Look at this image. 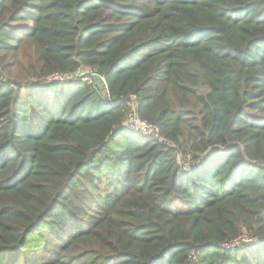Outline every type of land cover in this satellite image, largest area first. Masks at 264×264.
Listing matches in <instances>:
<instances>
[{"label":"trees","instance_id":"obj_1","mask_svg":"<svg viewBox=\"0 0 264 264\" xmlns=\"http://www.w3.org/2000/svg\"><path fill=\"white\" fill-rule=\"evenodd\" d=\"M0 264H264V0H0Z\"/></svg>","mask_w":264,"mask_h":264},{"label":"built area","instance_id":"obj_2","mask_svg":"<svg viewBox=\"0 0 264 264\" xmlns=\"http://www.w3.org/2000/svg\"><path fill=\"white\" fill-rule=\"evenodd\" d=\"M80 73V72H79ZM88 74H91L90 72H87ZM86 74V75H88ZM78 77H82L79 76V74H77ZM70 79V76L68 75H62V74H55L53 76H50L49 78H47V81H60V82H64L65 80ZM83 81L89 82L91 83V79L88 78V76H84V78H82ZM104 82V87H105V81ZM125 127L140 134L143 137H147V136H154L157 133V130L155 127L142 122L137 115H134L127 123H125ZM251 242V240H249L246 237H241L237 240H235L232 244L229 245V247H234V246H240L241 244H249Z\"/></svg>","mask_w":264,"mask_h":264},{"label":"rangeland","instance_id":"obj_3","mask_svg":"<svg viewBox=\"0 0 264 264\" xmlns=\"http://www.w3.org/2000/svg\"><path fill=\"white\" fill-rule=\"evenodd\" d=\"M26 64L23 63V67H21L20 69H18L15 74L13 73V76H11L12 79H16V74L18 75V78H20L21 80H27L29 79V73L27 71L24 70ZM87 70H82L79 74V76H82V78H84V76H88V78L91 79V82L96 85L98 88L102 89L104 87V82L102 80V78L97 77L96 75H92V74H88ZM88 74V75H86ZM28 77V78H27ZM250 121L252 122V118H250Z\"/></svg>","mask_w":264,"mask_h":264}]
</instances>
